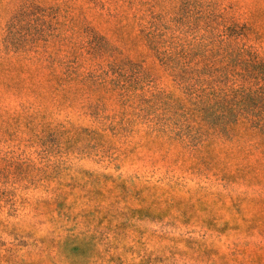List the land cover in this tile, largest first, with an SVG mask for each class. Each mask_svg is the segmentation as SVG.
<instances>
[{
  "label": "rangeland",
  "instance_id": "1",
  "mask_svg": "<svg viewBox=\"0 0 264 264\" xmlns=\"http://www.w3.org/2000/svg\"><path fill=\"white\" fill-rule=\"evenodd\" d=\"M0 264H264V0H0Z\"/></svg>",
  "mask_w": 264,
  "mask_h": 264
},
{
  "label": "trees",
  "instance_id": "2",
  "mask_svg": "<svg viewBox=\"0 0 264 264\" xmlns=\"http://www.w3.org/2000/svg\"><path fill=\"white\" fill-rule=\"evenodd\" d=\"M160 54V57L161 59L163 60V62L165 64H167L166 62V58H164L163 54L161 52H159ZM210 115V113H208ZM221 117L222 118L221 120H214V121H211V124H213L214 126H217V125H220L221 123H224L225 125L229 124L230 122L234 121L235 117L238 115V112L231 108V107H226V108H223L221 110ZM229 117H231V120L228 119ZM233 119V120H232Z\"/></svg>",
  "mask_w": 264,
  "mask_h": 264
}]
</instances>
